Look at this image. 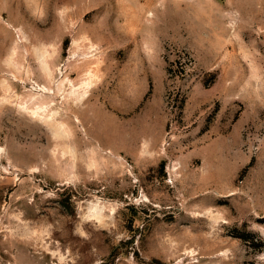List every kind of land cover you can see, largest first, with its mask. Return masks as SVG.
<instances>
[{
	"label": "rangeland",
	"instance_id": "1",
	"mask_svg": "<svg viewBox=\"0 0 264 264\" xmlns=\"http://www.w3.org/2000/svg\"><path fill=\"white\" fill-rule=\"evenodd\" d=\"M0 264H264V0H0Z\"/></svg>",
	"mask_w": 264,
	"mask_h": 264
}]
</instances>
